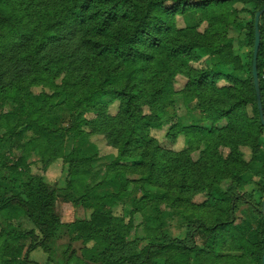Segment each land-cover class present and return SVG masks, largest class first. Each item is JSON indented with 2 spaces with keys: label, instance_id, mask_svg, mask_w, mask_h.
<instances>
[{
  "label": "trees",
  "instance_id": "16d2710c",
  "mask_svg": "<svg viewBox=\"0 0 264 264\" xmlns=\"http://www.w3.org/2000/svg\"><path fill=\"white\" fill-rule=\"evenodd\" d=\"M236 3L249 16L245 24ZM263 8L264 0H0V104L17 106L11 115L17 117L15 125L0 114V129H5L0 135L2 264H41L30 259L31 253L50 251L65 227L86 246V261L80 264H263L264 185L261 198L249 190L252 176L264 179V125L252 72L256 14ZM191 12L208 22L206 31L178 27L177 16ZM231 26L246 31L252 47L246 61L227 38ZM260 32L264 113V14ZM205 56L233 66V73L194 66ZM240 73L247 77L239 78ZM179 75L188 79L181 92L186 106L199 109L213 126L178 124L176 130L189 138L190 147L175 152L150 133L176 117ZM59 78L61 84L56 83ZM37 86L51 87L54 93L35 95L31 88ZM114 101L120 102V110L112 116L108 109ZM67 110L71 123L66 127L61 115ZM90 112L97 113L95 119L84 117ZM223 120L227 125L217 127ZM86 126L117 149L105 172V179H113V193L100 195L99 184L91 183L98 157L84 155L82 146L90 136ZM25 131L33 135L28 140ZM69 135L77 142L71 152L66 149ZM8 140H24L17 146L23 155L13 162L5 152ZM202 146V156L194 162L191 152ZM244 147L251 148V161L245 160ZM223 148L230 153L223 155ZM32 153H38L44 168L63 160L67 188L80 195L74 202L92 211L89 219L62 221L55 211L60 193L32 174ZM132 184L163 191L151 203L156 210L164 205L182 211L184 238L170 236L159 224L148 228L147 237L130 239L133 220L106 208L130 198ZM200 193H207V199L197 204L193 198ZM134 205L132 215L137 200ZM244 208L255 219L254 239L237 227ZM22 217L34 227L23 230L11 224Z\"/></svg>",
  "mask_w": 264,
  "mask_h": 264
},
{
  "label": "rangeland",
  "instance_id": "374dc122",
  "mask_svg": "<svg viewBox=\"0 0 264 264\" xmlns=\"http://www.w3.org/2000/svg\"><path fill=\"white\" fill-rule=\"evenodd\" d=\"M194 2L198 0H193ZM171 3H168V6H171ZM235 7L239 11V20L244 24L249 19V16L242 12L243 4L236 3ZM203 17L198 13H188L185 16H177V24L179 28L188 27V25L195 26L198 31L204 32L208 27V22L202 20ZM240 27V26H238ZM238 27H229L227 38L232 40L233 47L237 55H240L243 60H247L249 52H251L252 47L247 44L246 31L239 29ZM211 66L217 67L219 72L225 74H232L234 71L233 66H224L221 64L218 57L205 56L202 61L195 63L194 66ZM239 78H246L247 75L244 73L239 74ZM62 79L59 78L56 80L57 84H61ZM188 79L182 75H179L175 79V89L178 92L175 96V113L176 117L171 120V123H167L161 129H152L150 136L157 139L161 146L166 150H171L175 152H181L190 147L189 138L182 132L178 133L176 126L181 124L182 126H191V125H200L204 127L211 128L213 124L209 121L203 119V115L199 109L192 108L188 109L185 103V99L182 95V91L187 86ZM220 83L225 84L224 80H221ZM31 91L35 95H41L42 93L53 94L54 91L51 87L48 86H37L32 87ZM63 100V99H62ZM62 100L60 102H62ZM17 106L12 102L8 101L5 105L0 104V114L3 113L5 117H9L12 124L17 123V117H11L13 113L17 110ZM109 115L115 116L119 113L120 102L114 101L109 105ZM145 113L149 114V109H145ZM97 113L90 112L85 114V118L91 120L95 119ZM61 122L63 126H68L71 123V113L69 110L62 112ZM227 125V121L223 120L216 124L217 127H224ZM87 133L90 134L88 140L82 146L84 155L86 157L97 156L95 162V171L91 177L92 184H99L97 187V193L100 195L110 194L116 191V187L112 183L113 179H105V172L107 167L114 161V158L117 156V149H115L107 140L105 135L93 133V129L90 126L84 127ZM5 134V129H0V135ZM26 140L32 137V133L25 131L24 132ZM24 143V140H21L18 144H13L11 140L6 142V156L10 157V162L15 161L20 158L23 153L22 150L17 146ZM77 146V142L74 141L72 135L68 136L66 149L67 152ZM204 146L199 149H195L191 152V157L194 162L199 161L202 156V151ZM244 158L246 161H251L253 153L251 148L244 147L242 148ZM230 150L228 148L222 149L223 155H228ZM9 154V155H8ZM29 162H32L31 172L33 175H39L43 177L45 181L53 185L58 192L60 197L58 198L55 206V211L58 216L62 219L65 224H70L77 220L89 219L92 213L91 210L84 208L81 204H77L74 200L78 201L80 195L77 192L71 191L67 188V177H68V166L64 164L62 159H59L53 162L48 168H44L41 157L38 153H32L28 155ZM264 157V136L262 139V153L261 158ZM258 167V165H257ZM250 177V175H248ZM26 176H22L19 181V184L25 180ZM108 178V177H107ZM132 179H139V176H131ZM252 183L250 184L249 190L255 191L256 197L261 198L262 193L259 191L260 187L264 185V179L260 176H252ZM21 188V187H20ZM131 196L123 200L118 204H110L106 210H111L115 212L116 215L126 216L127 221L129 219L133 220L134 229L130 239L136 237L145 238L147 237L149 227H156L159 224L163 225L164 230L170 236L175 238H184L186 232L185 218L180 210L169 209L167 206L161 205L160 210H156L153 204V200L160 198L163 194V191L157 187H154L150 184H132L130 186ZM214 195L219 197L221 196L219 190H215ZM69 197V199H67ZM145 198V200H141ZM207 199V193L197 194L193 201L197 204H202ZM138 203L137 213L131 214L132 210L136 207L134 203ZM2 218L0 217V222ZM254 216L248 208H244L239 212L237 227H240L242 232L249 233L248 237L254 239L255 233L253 228ZM1 224V223H0ZM11 224L15 227H20L23 230H29L34 227L33 223L27 218H21L20 220H13ZM1 228V225H0ZM77 234H73L70 228L65 227L59 231L58 236L50 243V251H45L42 248H38L33 251L30 255L32 261L39 262L41 264H80L81 262L86 261V246L81 240L75 239ZM154 241V238H152ZM25 246H28V243L23 241ZM0 264H2V258L0 253ZM162 264V262H159Z\"/></svg>",
  "mask_w": 264,
  "mask_h": 264
},
{
  "label": "water",
  "instance_id": "95a60500",
  "mask_svg": "<svg viewBox=\"0 0 264 264\" xmlns=\"http://www.w3.org/2000/svg\"><path fill=\"white\" fill-rule=\"evenodd\" d=\"M264 14V8L257 12L256 14V39H255V47H254V57H253V77H254V84L257 92L258 97V104L261 112V120L264 125V113L262 107V91H261V84H260V75L258 69V58H259V51L261 47V32H260V20L261 16ZM263 215H264V199H263ZM263 264H264V255H263Z\"/></svg>",
  "mask_w": 264,
  "mask_h": 264
}]
</instances>
